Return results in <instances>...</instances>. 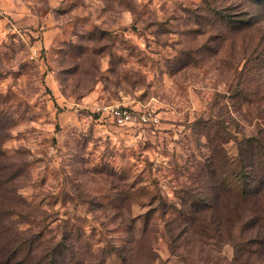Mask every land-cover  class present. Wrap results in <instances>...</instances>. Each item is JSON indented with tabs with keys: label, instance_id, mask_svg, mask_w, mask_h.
Wrapping results in <instances>:
<instances>
[{
	"label": "rangeland",
	"instance_id": "obj_1",
	"mask_svg": "<svg viewBox=\"0 0 264 264\" xmlns=\"http://www.w3.org/2000/svg\"><path fill=\"white\" fill-rule=\"evenodd\" d=\"M0 7V264H264V195L238 205L234 171L264 140V0Z\"/></svg>",
	"mask_w": 264,
	"mask_h": 264
},
{
	"label": "trees",
	"instance_id": "obj_2",
	"mask_svg": "<svg viewBox=\"0 0 264 264\" xmlns=\"http://www.w3.org/2000/svg\"><path fill=\"white\" fill-rule=\"evenodd\" d=\"M252 96V95H249ZM213 139V140H212ZM211 143L213 145L214 154L220 157L222 160L227 159L226 153L223 149L219 148L214 144V138L211 137ZM224 143V142H223ZM222 145H225L224 143ZM238 166L235 168V182L240 187V192L238 193V205L241 204V200L244 199H255L264 195V140L263 138H250L243 143L242 147L240 144V156L236 159ZM233 162V161H232ZM219 161L215 163V167L218 166ZM213 177L216 176V169L210 173ZM214 179V178H212ZM220 184L217 181L214 183L213 187L217 191L216 195L220 192ZM214 205H204L202 207L191 208V226L195 225L199 221L200 216L205 220L206 216H212ZM201 221V220H200Z\"/></svg>",
	"mask_w": 264,
	"mask_h": 264
},
{
	"label": "built area",
	"instance_id": "obj_3",
	"mask_svg": "<svg viewBox=\"0 0 264 264\" xmlns=\"http://www.w3.org/2000/svg\"><path fill=\"white\" fill-rule=\"evenodd\" d=\"M2 9L0 7V16ZM101 122H110L118 128L139 132L148 128L156 127L159 118L154 113L142 112L126 106H110L99 110Z\"/></svg>",
	"mask_w": 264,
	"mask_h": 264
}]
</instances>
